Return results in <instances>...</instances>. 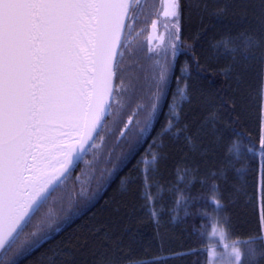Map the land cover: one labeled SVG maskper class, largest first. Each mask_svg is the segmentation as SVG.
<instances>
[{
  "label": "snow or ice",
  "instance_id": "obj_1",
  "mask_svg": "<svg viewBox=\"0 0 264 264\" xmlns=\"http://www.w3.org/2000/svg\"><path fill=\"white\" fill-rule=\"evenodd\" d=\"M154 7L148 0H0V264H25L37 253L36 264H142L99 227L90 229L91 245L87 237L80 243L69 236L47 248L56 239L49 234L60 233V224L70 219H57L53 206L67 198L71 208L74 190L66 182L96 147L109 117V135L118 131L124 139L147 112L124 159L135 157L167 95L177 55L185 50L183 21L193 16L198 23L189 39L194 43L185 54H192L198 77L214 85L207 76L211 69L223 82L215 88L216 103L206 100L202 115L189 120L183 74L191 72L185 61L176 78L184 87L173 93L159 143L150 145L141 161L145 183L167 158L151 148H165L170 134L182 136L191 152L186 162L192 168L185 172L203 174L202 187L223 212L224 202L241 190L231 175L235 164L258 157V215L242 235L222 216L220 237L232 243L225 242L219 254L204 251L211 252L209 264H264V0H162L170 61L168 48L145 52L137 43L145 30L137 31V23L147 24ZM228 18L232 24L218 31L214 21ZM158 26L159 19H151L154 33ZM161 53L164 63L153 58ZM253 112L255 137L245 119ZM241 139L247 141L243 154L237 147ZM85 191L82 187L80 194ZM197 251L172 255L183 259Z\"/></svg>",
  "mask_w": 264,
  "mask_h": 264
},
{
  "label": "trees",
  "instance_id": "obj_2",
  "mask_svg": "<svg viewBox=\"0 0 264 264\" xmlns=\"http://www.w3.org/2000/svg\"><path fill=\"white\" fill-rule=\"evenodd\" d=\"M148 3L155 6L148 23L145 24L141 20L136 26L137 31L141 28L145 29L137 37V43L145 52L149 47L152 48L148 45L146 36L151 19L156 16L155 8L158 2L148 0ZM197 23L195 16L191 20L186 18L183 21L182 39L185 41V50L177 55L169 78L167 95L161 101L152 127L143 134L142 138L145 142L139 147L134 158L124 159L132 147V142L141 135L140 129L144 126L147 112L140 113L138 117L140 124L134 123L124 139H120L118 131L109 135L111 117L108 118L106 121L108 128L100 133V137H104L103 143L100 137H97L96 147L89 150L80 160L66 182L69 189L74 190L71 208L67 198L53 206L57 219L66 215L70 219L60 224V233L49 234L56 239L48 244L47 248L53 247L55 243L69 236L73 241L79 238L80 243H84L87 237L91 245L90 229L99 227L112 234V243H122L124 252H134L142 264H193L197 259L200 264H207L210 251H204L205 249L222 250L225 242L232 243V239L225 241L220 237V231L224 227L222 216H228L236 233L242 235L247 231L249 222L258 215V157L255 160L242 158L235 164V169L240 171L236 172L233 169L231 175L235 178L234 183L241 190L224 202L223 212L217 209L211 194L202 187L203 174L185 172L186 168H192L186 162L190 160L191 152L182 136L177 138L170 134L165 137V148H151L153 152H166L167 158L160 161L157 170L150 173L145 183L144 164L141 161L149 155L150 145L154 142L159 143L157 134L161 126L166 123L165 117L169 105L173 102V93L178 87L181 89L184 87V81L181 80L178 84L176 78L182 75L180 68L184 66L185 61L188 62V71L191 72L190 76L187 73L183 74L189 86L183 103L184 112L189 114V120L193 114L202 115L206 100L216 103L215 88L221 86L223 82V77L213 76L211 69L208 70L207 76L215 81L214 85L198 77L192 54L190 52L185 54L188 46L194 43L189 36L195 31ZM214 23L217 30L222 31L223 25L232 24V19L214 21ZM196 55L199 58L198 50ZM153 58L164 63L162 53L154 55ZM168 59L171 60L170 50ZM177 100L178 95L176 103ZM245 119L248 120V130L255 137L258 131L255 113ZM120 128L123 129V125ZM177 130L173 129V133ZM246 143L247 141L243 139L238 142L237 147L241 154L245 151ZM85 161L92 163L88 164ZM77 176L81 177V181L76 180ZM129 180L132 182L129 183ZM82 187L86 190L83 195L80 194ZM147 189L152 192V198L146 194ZM190 234L194 235L190 238ZM188 248L198 251L183 259H177L172 255L175 252L187 251ZM39 257L40 253H37L36 256L26 260L25 264H36Z\"/></svg>",
  "mask_w": 264,
  "mask_h": 264
},
{
  "label": "rangeland",
  "instance_id": "obj_3",
  "mask_svg": "<svg viewBox=\"0 0 264 264\" xmlns=\"http://www.w3.org/2000/svg\"><path fill=\"white\" fill-rule=\"evenodd\" d=\"M157 2L158 3L156 4L155 13H160V16L157 17V15L155 14L156 16H154L153 19H159V26H158V29H157V33L159 34L160 39L162 38L164 42L160 43V44L157 43V42L154 43V45H153L154 48H152V49L157 50L156 48H159V51H160L162 48H168V50H170L171 38H170V35L165 33V28H164L165 23H168V21H165L163 15H162V8H161L162 0H157ZM179 103H180V97L178 95L177 104H179ZM184 103H185V100H184ZM149 167L151 168V165ZM146 194L150 198L153 197L152 192L149 191L148 189L146 190ZM222 251H223V249L222 250H216V253L219 254ZM210 255H211V252L209 253V257H210ZM207 264H209V260H208Z\"/></svg>",
  "mask_w": 264,
  "mask_h": 264
},
{
  "label": "flooded vegetation",
  "instance_id": "obj_4",
  "mask_svg": "<svg viewBox=\"0 0 264 264\" xmlns=\"http://www.w3.org/2000/svg\"><path fill=\"white\" fill-rule=\"evenodd\" d=\"M150 25H149V27H150ZM148 31H149V28H148ZM156 34H157V37L151 43H148V33H147V36H146V41H147L148 45L152 46V48H154L153 47L154 43H156V42L159 43V44L161 43V39H160V36L157 33V31H156ZM156 49L159 50V48H156Z\"/></svg>",
  "mask_w": 264,
  "mask_h": 264
},
{
  "label": "water",
  "instance_id": "obj_5",
  "mask_svg": "<svg viewBox=\"0 0 264 264\" xmlns=\"http://www.w3.org/2000/svg\"><path fill=\"white\" fill-rule=\"evenodd\" d=\"M152 37V39H151V42L157 37V34H156V32L154 33L153 31H152V28H151V25H150V27H149V31H148V43H151L150 41H149V37ZM80 161H78V163H79ZM77 163V164H78Z\"/></svg>",
  "mask_w": 264,
  "mask_h": 264
}]
</instances>
